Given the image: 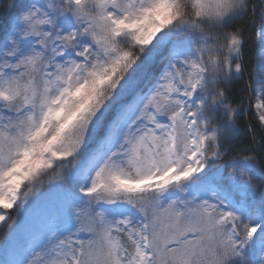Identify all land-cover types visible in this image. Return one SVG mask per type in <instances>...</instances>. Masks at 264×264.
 Segmentation results:
<instances>
[{"label": "snow or ice", "instance_id": "1", "mask_svg": "<svg viewBox=\"0 0 264 264\" xmlns=\"http://www.w3.org/2000/svg\"><path fill=\"white\" fill-rule=\"evenodd\" d=\"M0 230V264H264V0H19Z\"/></svg>", "mask_w": 264, "mask_h": 264}, {"label": "trees", "instance_id": "2", "mask_svg": "<svg viewBox=\"0 0 264 264\" xmlns=\"http://www.w3.org/2000/svg\"><path fill=\"white\" fill-rule=\"evenodd\" d=\"M4 7L0 8V33H2V30L4 26L7 23L8 18L15 13L16 6L19 3V0H3ZM249 8L250 10L254 7L256 11V16L259 18L260 16V8L262 6V0H248ZM237 27H243L245 31V35L248 37V43H252V31L253 26L251 23H247L246 21L237 20L236 22ZM255 49H245L246 53V59H249V69L251 70V67H254L255 65V56H254ZM243 82L237 83L234 85V91H239L241 88ZM5 230H0V243L3 242Z\"/></svg>", "mask_w": 264, "mask_h": 264}]
</instances>
